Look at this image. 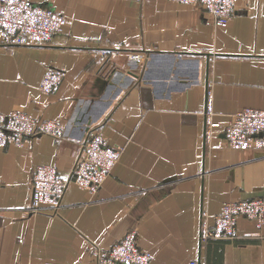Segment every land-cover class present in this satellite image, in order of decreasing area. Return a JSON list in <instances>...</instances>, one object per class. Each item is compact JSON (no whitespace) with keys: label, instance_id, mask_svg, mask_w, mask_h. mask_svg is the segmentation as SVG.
<instances>
[{"label":"crops","instance_id":"crops-1","mask_svg":"<svg viewBox=\"0 0 264 264\" xmlns=\"http://www.w3.org/2000/svg\"><path fill=\"white\" fill-rule=\"evenodd\" d=\"M33 1L66 20L48 43L0 45V112L56 119L64 134L0 149V264H94L92 244L130 230L150 264H264V219L200 239L225 202L264 196V132L245 149L221 132L230 113L264 109V0H236L224 25L198 3ZM49 65L64 75L45 94ZM91 130L123 147L101 186L70 183L57 214L30 213L35 166L67 176Z\"/></svg>","mask_w":264,"mask_h":264},{"label":"built area","instance_id":"built-area-1","mask_svg":"<svg viewBox=\"0 0 264 264\" xmlns=\"http://www.w3.org/2000/svg\"><path fill=\"white\" fill-rule=\"evenodd\" d=\"M182 3H198L216 25H224L232 16L236 0H173ZM65 16L51 5L33 0H0V45H39L48 43L62 31ZM64 75L63 69L47 66L39 84L41 92L54 91ZM208 128L212 121V108L205 109ZM225 144L233 149L258 147L260 134L264 132V109L242 107L227 117L221 127ZM46 134L54 138L64 131L56 119H40L22 109L0 112V149L9 144L24 145L32 136ZM123 147L112 145L98 131L91 130L81 141L76 157L67 176H62L54 164H38L30 177L31 197L28 211L57 214L62 198L70 183L94 193L103 183L117 162ZM239 218L256 221L264 219V196L225 202L214 215L212 225L203 223L200 239L234 238ZM94 264H150V254L141 250L136 233L127 231L107 247L92 244ZM191 264H194L192 261Z\"/></svg>","mask_w":264,"mask_h":264}]
</instances>
